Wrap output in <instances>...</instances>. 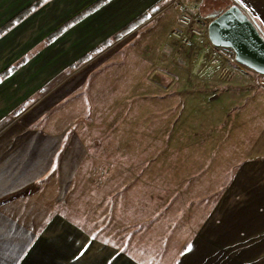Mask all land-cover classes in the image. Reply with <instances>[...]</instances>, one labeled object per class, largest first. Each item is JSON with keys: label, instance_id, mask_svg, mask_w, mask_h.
Returning <instances> with one entry per match:
<instances>
[{"label": "crops", "instance_id": "0c3cea01", "mask_svg": "<svg viewBox=\"0 0 264 264\" xmlns=\"http://www.w3.org/2000/svg\"><path fill=\"white\" fill-rule=\"evenodd\" d=\"M175 2L264 36V0H37L0 24V264H261L238 257L264 255V87L164 85L170 60L247 74L179 48Z\"/></svg>", "mask_w": 264, "mask_h": 264}, {"label": "rangeland", "instance_id": "374dc122", "mask_svg": "<svg viewBox=\"0 0 264 264\" xmlns=\"http://www.w3.org/2000/svg\"><path fill=\"white\" fill-rule=\"evenodd\" d=\"M37 0H0V24L8 18L13 17L16 13L22 10L29 4L35 3ZM46 6V5H45ZM207 7L204 4L202 12H205ZM34 18V17H33ZM34 22L28 28H15L11 34L5 36L4 40L10 43L12 51L20 50V46L26 39H34L35 28ZM13 58V54H12ZM203 58V57H202ZM204 59V58H203ZM200 59L194 65H180L174 60L168 61V66L165 68L164 85H169L171 89H197V88H220V89H252L258 90L264 87V78L256 76L252 72H248L245 68H241L244 73H240L235 68H227L222 61L208 62ZM236 66V65H235ZM240 67V66H239ZM249 260L251 263H264V255L238 257Z\"/></svg>", "mask_w": 264, "mask_h": 264}, {"label": "water", "instance_id": "95a60500", "mask_svg": "<svg viewBox=\"0 0 264 264\" xmlns=\"http://www.w3.org/2000/svg\"><path fill=\"white\" fill-rule=\"evenodd\" d=\"M206 21L213 47L232 50L238 65L264 77V36L243 9L236 5Z\"/></svg>", "mask_w": 264, "mask_h": 264}, {"label": "built area", "instance_id": "2783aa9c", "mask_svg": "<svg viewBox=\"0 0 264 264\" xmlns=\"http://www.w3.org/2000/svg\"><path fill=\"white\" fill-rule=\"evenodd\" d=\"M172 10L175 12V22L170 35L179 48L188 47L194 41H208L207 26L204 22L197 20L190 11L183 9L178 2L173 3ZM215 50L231 59L235 58L232 50L223 48H215Z\"/></svg>", "mask_w": 264, "mask_h": 264}, {"label": "trees", "instance_id": "16d2710c", "mask_svg": "<svg viewBox=\"0 0 264 264\" xmlns=\"http://www.w3.org/2000/svg\"><path fill=\"white\" fill-rule=\"evenodd\" d=\"M33 7L28 8L26 11H24L22 14H20L19 16H17L15 19H13L9 24L8 27H11L12 25L21 22L27 15L30 14L31 10ZM145 22V18H140L138 20H136L134 23H132L131 25H129L128 27H126L125 29H123V31L120 33V35L118 37L121 36H125L127 34H129L130 32H132L133 30H135L137 27H139L140 25H142ZM4 30H7V28ZM3 32V31H2ZM119 39V38H117Z\"/></svg>", "mask_w": 264, "mask_h": 264}]
</instances>
